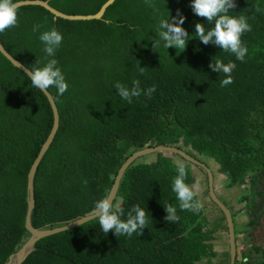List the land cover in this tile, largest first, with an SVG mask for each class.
Listing matches in <instances>:
<instances>
[{"label":"trees","instance_id":"trees-1","mask_svg":"<svg viewBox=\"0 0 264 264\" xmlns=\"http://www.w3.org/2000/svg\"><path fill=\"white\" fill-rule=\"evenodd\" d=\"M18 1L28 3L18 7V25L0 33L4 49L29 70L43 67L49 58L39 36L56 28L63 42L55 59L68 84L63 95L55 88L48 89L58 109L59 126L33 176L30 221L34 228L60 227L92 213L90 202L106 189L125 151L116 140L118 134L129 129L138 133L137 127L159 129L157 139L170 145H175L172 142L179 134H185L186 143L214 156L227 176V188L246 185L250 176L247 189H258L257 183L264 179V126L250 118L264 102V74L259 67L264 48L261 43L253 44L254 37L264 32V12H254V6L264 9V0H235L237 7L229 10L228 15H243L252 26L241 38L248 49L243 62L218 46L204 45L194 33L195 24L208 30L214 22L208 24L190 6L175 0H151L159 15L145 0H114L102 19L91 21L55 16L31 3L35 0ZM43 1L74 17L100 12L107 0ZM178 9L185 17L181 27L189 34L186 48L165 49L163 42L152 48L153 40L159 39V20L176 16ZM123 22L147 31L142 34L119 26ZM37 24L42 27L33 32ZM216 59L236 64L234 82L222 89L215 87L210 95L203 91L199 97L189 84V77L195 74L190 67L199 66L200 85L212 78L221 81L224 74L209 68ZM138 67H144L143 75ZM134 79L142 89L156 85L151 99L141 95L128 103L113 88L117 81L131 88ZM51 109L44 92L34 88L30 78L0 54V264L30 236L24 226L27 177L52 126ZM173 123L181 131L171 126ZM169 174L165 163L136 167L120 181V200L124 206L144 207L147 200L168 188ZM259 195L264 198V193ZM245 199L240 196L236 201L245 203ZM127 212L125 209L122 219ZM261 216L255 214L248 224L262 223ZM206 224L203 210L185 211L174 230L161 226L148 236L127 237L111 231L104 234L98 219L93 218L38 240L21 264H229L228 258L217 261L214 244L225 240L226 233L216 236ZM243 236L237 234L236 240ZM251 251L244 253L242 260Z\"/></svg>","mask_w":264,"mask_h":264},{"label":"clouds","instance_id":"clouds-1","mask_svg":"<svg viewBox=\"0 0 264 264\" xmlns=\"http://www.w3.org/2000/svg\"><path fill=\"white\" fill-rule=\"evenodd\" d=\"M175 1L190 6L192 12L196 16L204 18L208 24H213L214 22V27H211L208 30H206V27L201 23L195 24L194 33L204 45L213 44L218 46L224 52L233 54L236 60L241 62L244 61L248 53V49L246 45L242 44L241 38H244L246 34L252 30V26L248 23V18L243 15L239 17L228 15L230 9H235L237 7L235 0ZM145 2L150 8H153L156 14H160L159 9L155 7L151 0H145ZM262 4H264V1ZM106 10L107 9H105L103 14L99 17L100 19L103 18ZM254 12H264V9L260 8L259 6H254ZM91 20L97 19H74V21ZM184 22L185 17L180 13L179 9L177 10L176 16L161 18L158 23L157 33L159 39L153 40L152 48L160 47L161 42H163V47L165 49L171 47L176 50L179 49L183 51L186 48L187 42L189 40L188 32L183 27H181ZM123 23L126 24H121L119 26H126L127 28L137 26L136 28L129 29L137 30L142 34H145L147 31L144 27L132 25L129 22ZM17 25L18 6L15 0H0V33L7 29L16 27ZM41 27L42 26L39 24L34 25L33 32L39 31ZM39 40L43 43V51L49 59H47V62L43 67H36L32 70H29L27 76L30 78L32 86L41 92L45 93L48 92L49 88H55L58 95H63L68 90V84L60 67H58L57 59H55V54L63 42V36L56 28L53 27L48 31L42 32L39 36ZM147 42L145 41L142 46ZM260 43L264 48V32L259 34L257 37H254L253 44L256 46ZM259 67L264 74V58L259 60ZM209 68L213 72H217L219 74L223 73L224 78L221 81H216L212 78L205 84L200 85L198 83V73L201 72L199 66L190 67V70H192L195 74H191L189 77V84L199 94V97H202L203 91L210 95L213 93L212 90H214L215 87L222 89L234 82L232 75L236 68V64L234 62L229 61L224 63L221 59H216L214 62L209 64ZM138 69L140 75H143L144 67H138ZM113 88L116 90V93L128 103H132L133 98H139L141 95L151 99L153 93L156 91L155 84L151 85L147 89H142L138 79H134L132 81L131 88L126 87L124 84L118 81L113 84ZM55 108L57 111L58 121L52 139L54 138L59 126V113L57 106H55ZM261 109L264 110V102L257 106V108L253 111L250 120L259 126H264V121L262 120V118H264V113H261ZM173 125L176 127V129H178V131H181V128L177 123H173ZM135 131L136 130L134 129H129L118 134L116 140L122 144L125 151L123 152L121 160H119L115 165L113 173L110 174V181L106 189H103L101 194H98L90 202V209H93V211L92 213L87 214L86 217L92 215L93 218L98 219L99 225L104 234H107L111 231L116 236L131 237L133 234H137L139 236H148L157 233L161 226H168L174 230L179 222L180 216L184 214L185 211H192L194 213L199 212L200 210L204 211V209H202L200 198L204 199L202 201L210 202L208 199L209 195L212 199L210 194L208 173L205 170L206 168L212 175L215 195L228 208L233 220L232 241H234L235 244V254L234 259L232 260L233 243L230 241V228L228 226L224 212L212 199L216 206L214 207L219 212L221 219L216 221L212 227H210L209 220L205 216L204 211V216L207 222L205 228L208 230H213V233L216 236L218 234L226 233L225 240H216L214 243L215 250L216 246L217 249L222 248L226 254V259H230L229 264H264V198L259 195L261 192L264 193V185L263 188H259L253 192H250V195L254 197L250 198V196H246L245 203H240L241 207L237 213L234 208L233 198L237 200L239 193L230 200L233 204L232 210V208L227 206L225 203L222 193H219L217 190V179L213 168L218 170L219 175H224L225 179L223 178V181H227V176L221 172V166H219L213 155L204 152L201 153L194 149L189 143H186L185 140L187 137L185 134H179L176 141L172 142L175 145H170L169 143L157 139V136L160 133L159 129H146L143 126L137 127L138 133ZM169 148H174L181 151L190 158L196 160L205 168L191 162L185 156L173 151H169ZM149 156H153L154 158L149 161ZM200 159H204V161H201ZM160 163H165L170 167V185L168 188L147 200L144 207L138 204L124 206L120 200L119 189V184L122 177L125 174L133 171L138 166H143L146 164L158 165ZM203 173L206 175V177ZM202 181L204 182L203 195L205 197L201 196ZM87 183V180L83 181L85 186H87ZM258 185L259 184L257 183L256 186L258 187ZM236 187H226V189L236 191ZM111 195L112 198L110 200L109 197ZM256 198L258 200H255ZM125 209L128 210L127 217L122 219L121 217L125 215ZM257 213L262 214L260 219H263V222L260 223L258 221L253 224H248L250 220H252L253 216ZM234 216L235 218H233ZM236 216L242 218L239 223L235 222ZM80 219L81 218L79 217L77 219L71 220L60 227ZM239 233H244V236L237 241L236 235ZM223 243H227V245L224 247L222 246ZM254 247L257 248V251H251ZM249 251H251L250 256L242 260L243 254ZM218 260L221 259L217 258V261ZM236 260L240 262L237 263Z\"/></svg>","mask_w":264,"mask_h":264},{"label":"water","instance_id":"water-1","mask_svg":"<svg viewBox=\"0 0 264 264\" xmlns=\"http://www.w3.org/2000/svg\"><path fill=\"white\" fill-rule=\"evenodd\" d=\"M114 2V0H107L102 6H101V10L100 12L96 13V14H92V15H88V16H66L64 14H62V12L52 8L51 6H49L46 2L44 1H33L31 2L32 4H36V5H40L45 7L48 11H50L52 14H54L55 16L58 17H62V18H69V19H97L100 20V16L103 14L104 10ZM17 6L19 7L22 4H26L28 3L27 1H20V2H16ZM121 24H126V23H120ZM127 26L129 27V25L127 24ZM135 27H129V28H136ZM139 28V27H138ZM140 29V28H139ZM141 30V29H140ZM142 31V30H141ZM143 32V31H142ZM144 33V32H143ZM0 53L16 68H18L19 70H21L22 72H24L26 75L29 71L28 68H26L23 64H21L19 61H17L14 57H12L2 46V44L0 43ZM44 95L47 97L48 101L51 104V112H52V126L50 128L49 134L46 137V140L44 141V144L41 147V150L39 152V154L36 156L33 164L30 167V170L28 172V177H27V192H28V196H27V204H28V209H27V213H26V217H25V229L29 232L30 236L29 238L22 244V246L17 250L16 253L10 255V257L8 258L7 262L4 264H21L26 257L31 254L34 250H35V244L38 240L43 239L45 237H48L50 235H54L56 233L62 232L64 230L67 229H71L74 228L88 220L93 219L92 215L85 217V218H81L80 220L71 222L63 227H58V228H54V229H37L34 228L31 224L30 221V214H31V210L33 209L34 206V199H33V176L36 170V167L41 159V157L43 156V154L45 153L48 145L50 144L52 137L55 133L56 130V126H57V121H58V116H57V111L56 108L54 106V102L52 100V97L50 96V94L48 92H45ZM169 151H173L176 152L182 156H185L186 158H188V160H190L191 162L203 167L200 163H198L196 160L190 158L189 156H187L186 154L182 153L179 150H176L174 148H169ZM205 168V167H203ZM205 170L208 173V179H209V186H210V194L212 199L216 202V204L222 209V211L224 212L226 219H227V223L228 226L230 228V241L233 243V249H232V260L234 259V254H235V244L234 241H232L233 238V220L231 217V213L228 210V208L217 198V196L214 193V189H213V180H212V175L210 173V171L208 169L205 168ZM112 195L109 197V199L111 200ZM233 264V263H232Z\"/></svg>","mask_w":264,"mask_h":264},{"label":"rangeland","instance_id":"rangeland-1","mask_svg":"<svg viewBox=\"0 0 264 264\" xmlns=\"http://www.w3.org/2000/svg\"><path fill=\"white\" fill-rule=\"evenodd\" d=\"M171 126H173V124H171ZM153 158H154L153 156H149L148 160L151 161ZM213 170H214V173L216 174V179H217L216 187H217V190H218L219 193H222V194L225 193L228 196H230L231 198H233L238 193H239V197H240V195H242V196H250V198L254 197V196L250 195V189L248 190L246 188V185L250 184V176H248L246 178V185H243L241 187L237 186L235 188L236 189V191H235V190L226 189V187H225L226 180L223 181L224 175H222V174L219 175L218 170H216L215 168H213ZM202 178H203V176H202ZM263 185H264V179L262 181L261 180L259 181V185H258L257 188L258 189L259 188H263ZM228 196H223V199H224L225 203L227 204V206H229L233 210V204L231 203V201H230ZM79 198H81V197L77 196V199H79ZM208 199H209L210 202L202 201V200H204L202 198H200V201H201V204H202V209H204V211H205V216L209 220V226L212 227V225L216 221H219L221 218H220L219 212L217 211V209H215L216 206L213 203V201H212V199L210 198L209 195H208ZM255 200H258V199L256 198ZM233 203H234L235 210L236 209L239 210L240 207H241V204L237 203L235 198H233ZM241 220H242V218H239L238 216H236V219H235L236 223H239ZM216 249H217V246H216Z\"/></svg>","mask_w":264,"mask_h":264},{"label":"crops","instance_id":"crops-1","mask_svg":"<svg viewBox=\"0 0 264 264\" xmlns=\"http://www.w3.org/2000/svg\"><path fill=\"white\" fill-rule=\"evenodd\" d=\"M222 196H228L227 194H225V193H223L222 194ZM229 197V199L231 200V197L230 196H228ZM238 209H236V212L238 213ZM218 254H217V257L218 258H220V259H226V254H225V252H224V250L222 249V248H219V249H216L215 250ZM257 260H259V259H257ZM256 260V261H257Z\"/></svg>","mask_w":264,"mask_h":264},{"label":"flooded vegetation","instance_id":"flooded-vegetation-1","mask_svg":"<svg viewBox=\"0 0 264 264\" xmlns=\"http://www.w3.org/2000/svg\"><path fill=\"white\" fill-rule=\"evenodd\" d=\"M201 161H204V159H200ZM207 165H209L208 163H206ZM204 174V173H203ZM204 176L206 177V175L204 174ZM201 188H202V194H201V196H203V197H205L204 195H203V191H204V182L202 181L201 182Z\"/></svg>","mask_w":264,"mask_h":264}]
</instances>
